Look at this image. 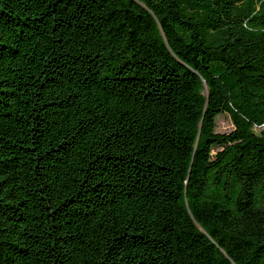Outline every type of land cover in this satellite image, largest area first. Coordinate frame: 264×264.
Instances as JSON below:
<instances>
[{"label": "trees", "instance_id": "16d2710c", "mask_svg": "<svg viewBox=\"0 0 264 264\" xmlns=\"http://www.w3.org/2000/svg\"><path fill=\"white\" fill-rule=\"evenodd\" d=\"M263 127L264 0H0V264H264Z\"/></svg>", "mask_w": 264, "mask_h": 264}, {"label": "rangeland", "instance_id": "374dc122", "mask_svg": "<svg viewBox=\"0 0 264 264\" xmlns=\"http://www.w3.org/2000/svg\"><path fill=\"white\" fill-rule=\"evenodd\" d=\"M233 124L228 114H221L216 119V132L217 133H228L233 130ZM264 129V127H263Z\"/></svg>", "mask_w": 264, "mask_h": 264}]
</instances>
